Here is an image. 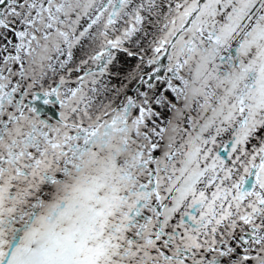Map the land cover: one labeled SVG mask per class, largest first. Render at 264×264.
Segmentation results:
<instances>
[{
	"label": "snow or ice",
	"instance_id": "obj_1",
	"mask_svg": "<svg viewBox=\"0 0 264 264\" xmlns=\"http://www.w3.org/2000/svg\"><path fill=\"white\" fill-rule=\"evenodd\" d=\"M0 264H264V0H0Z\"/></svg>",
	"mask_w": 264,
	"mask_h": 264
}]
</instances>
